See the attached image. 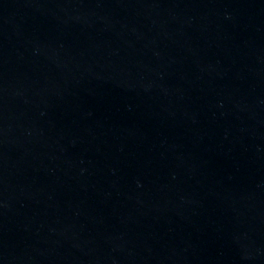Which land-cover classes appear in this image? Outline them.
<instances>
[{"label":"water","instance_id":"1","mask_svg":"<svg viewBox=\"0 0 264 264\" xmlns=\"http://www.w3.org/2000/svg\"><path fill=\"white\" fill-rule=\"evenodd\" d=\"M0 264H264V0H0Z\"/></svg>","mask_w":264,"mask_h":264}]
</instances>
